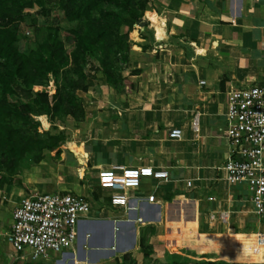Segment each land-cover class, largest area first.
Masks as SVG:
<instances>
[{
	"label": "crops",
	"instance_id": "1",
	"mask_svg": "<svg viewBox=\"0 0 264 264\" xmlns=\"http://www.w3.org/2000/svg\"><path fill=\"white\" fill-rule=\"evenodd\" d=\"M143 23L130 36V68L143 69L139 76L129 77L138 85L134 94L139 92V98L116 92V163L110 158L99 160L77 143L69 146L82 167L81 174L85 166V172H96L114 165H148L167 170L170 176L166 181L144 180L139 189L126 192L131 198L153 195L155 199L132 212L131 223L123 221L124 209L113 208L110 201L94 202L102 207L109 204L111 209L99 206V212L93 207L80 225L78 260L88 264H103L114 254L118 257L135 238L136 246L141 229L138 218L158 227L181 198L179 191L194 192L191 201L196 206L200 202L196 196L204 193V211L207 207L212 212H229L231 218L230 208L239 199L250 206L240 188L225 184L218 167L228 153L221 131L227 91L264 86V0H155L153 12L146 13ZM202 81L206 84L201 86ZM196 115L198 130L192 126ZM173 127L183 131L181 140L169 139L168 130ZM69 192L90 201L83 192ZM210 196L216 201L207 202ZM230 224L229 220L221 225ZM48 261L56 264L57 260Z\"/></svg>",
	"mask_w": 264,
	"mask_h": 264
},
{
	"label": "rangeland",
	"instance_id": "2",
	"mask_svg": "<svg viewBox=\"0 0 264 264\" xmlns=\"http://www.w3.org/2000/svg\"><path fill=\"white\" fill-rule=\"evenodd\" d=\"M132 1L148 3L144 16L148 11L153 12L155 0ZM81 6L83 11L87 7L94 8L92 21L106 29L110 45L119 42L122 34L129 32L130 37L144 21L143 17L128 31V27L122 24V20L127 16L118 15L114 6L100 0H83ZM6 9L9 20L20 25L16 46L22 53L30 55L36 52L38 45L44 43L49 35L56 31L69 57L75 51V37L65 32L77 29L80 24L68 20L61 0H10ZM130 42L131 53L133 43ZM123 46H126L125 42ZM109 57L115 73L117 68L120 80L132 71L129 63L123 67L120 54H116V47H113ZM101 59L100 52L93 56L80 53L77 63L71 60L65 69L67 81L76 78L74 73L79 70L92 76L87 82L89 93H76L77 101L86 113L84 119L76 121L63 115L53 118L44 116L48 124L43 126L40 116H32V124L38 126L33 128L16 121L4 108L0 123L20 133L21 149L14 155L7 150H0V178L8 180V185L0 191V200L4 202L0 204V264H52V261L47 260H17L6 240L12 209L16 202L24 197L76 190L90 198V203L99 212L100 208L111 209L109 204L104 207L100 205L104 200L109 201L112 191L107 183L98 180L99 170H87L81 174L79 170L82 167L69 146L77 143L83 146L86 152L96 154L99 160L110 158L112 164L116 163V90L107 84L101 74L91 71V65L102 66ZM33 91H46L49 95H54V78L49 75L48 80H39L33 86ZM130 94L131 98H139V92ZM23 103L24 101L15 95L4 98L0 89V106ZM50 137L61 140L63 145L48 150L47 140ZM23 184L25 189L22 188ZM178 193L181 198L176 201L172 210L165 213L161 225L157 227L152 223H144V219L137 220L141 229L136 246L133 249L131 245L128 246L124 252H118V257L114 254L108 260H103V264H264V219L255 216L250 206H244L239 199L230 208L233 214L231 224L222 226L219 221L211 222L208 216L212 212L210 208L206 207L207 211H204V205L207 204L203 201L204 193L200 197L196 196L201 202L197 201V206L191 201V194L194 192ZM93 196L96 201H93ZM97 201L100 203L96 206L94 202Z\"/></svg>",
	"mask_w": 264,
	"mask_h": 264
},
{
	"label": "built area",
	"instance_id": "3",
	"mask_svg": "<svg viewBox=\"0 0 264 264\" xmlns=\"http://www.w3.org/2000/svg\"><path fill=\"white\" fill-rule=\"evenodd\" d=\"M205 84L200 82L201 86ZM226 96L225 129L221 131L228 153L218 171L228 187L240 188L245 193L254 215L264 219V86L231 88ZM192 126L198 130V115L194 116ZM182 136L183 131L178 127L168 130L170 140H181ZM169 176V171L148 165H114L98 172V179L112 191L110 205L126 212L125 223L133 221L132 212L138 211L144 201L155 202L153 195L131 198L126 192L139 189L144 179L166 181ZM191 186L189 182L188 187ZM215 201L216 197L207 198V202ZM92 210L90 201L69 191L24 197L12 211L6 240L21 262L54 258L56 264H88L78 260L77 245L80 225ZM230 218L229 212L209 215L211 221L221 224H228ZM118 231L115 227V232Z\"/></svg>",
	"mask_w": 264,
	"mask_h": 264
},
{
	"label": "trees",
	"instance_id": "4",
	"mask_svg": "<svg viewBox=\"0 0 264 264\" xmlns=\"http://www.w3.org/2000/svg\"><path fill=\"white\" fill-rule=\"evenodd\" d=\"M9 1L0 0V89L4 98L15 95L23 100L24 103L21 105L5 104V107L0 106V119L3 118L4 108L8 110V113L16 121L24 125H30L33 128L38 126L32 124V116H40L43 126L48 124L44 116L53 118L54 116L63 115L76 121L84 119L86 113L83 106L78 103L76 93L89 92L87 82L92 76L79 70L74 73L76 78L67 81L65 77V69L71 60L75 64L77 63L80 53L86 56H93L98 52L102 54V66L91 65V71L101 74L107 84L112 85L118 94L125 95L138 90V85L130 81L129 77L139 76L142 71L132 70L127 75L122 76V80H120L117 68L115 73L109 57L113 47H116V54H120L123 67L128 65L132 46L129 32L122 34L119 42L110 45L107 40L108 33L106 29L103 26L95 25L92 21L94 8L87 7L86 10H81L83 0H61L68 20L80 24L77 29L65 32L67 35L75 37L76 48L70 57L65 51L63 42L59 39L57 31L54 34H50L44 43L39 44L36 52L30 55L22 53L16 46L20 25L9 20L6 14ZM100 1L114 6L118 10V15L127 16V18L122 20V24L128 27V31H131L133 26L144 17L148 4L143 1L135 3L132 0ZM124 42L126 46H123ZM49 75L54 78L56 93L54 95H49L46 91L34 93L33 86L39 80H48ZM20 138L19 132L11 127H4L0 123L1 151L7 150L13 155L17 154L21 149ZM56 139L55 137L48 138V150L59 148L63 145L61 140ZM39 142L43 141L39 140ZM6 185H8V180L0 178V191ZM22 188L25 189L24 184ZM3 203V200H0V204Z\"/></svg>",
	"mask_w": 264,
	"mask_h": 264
},
{
	"label": "water",
	"instance_id": "5",
	"mask_svg": "<svg viewBox=\"0 0 264 264\" xmlns=\"http://www.w3.org/2000/svg\"><path fill=\"white\" fill-rule=\"evenodd\" d=\"M136 239V238H135ZM134 239V241H133V244H131V248L133 249L134 247H135V242H136V240ZM113 240L110 242V246H113ZM125 250H122V252H124Z\"/></svg>",
	"mask_w": 264,
	"mask_h": 264
},
{
	"label": "bare ground",
	"instance_id": "6",
	"mask_svg": "<svg viewBox=\"0 0 264 264\" xmlns=\"http://www.w3.org/2000/svg\"><path fill=\"white\" fill-rule=\"evenodd\" d=\"M78 154H79V156H80V153L78 152ZM82 156V155H81ZM84 171H85V169H84ZM83 174H84V172H83Z\"/></svg>",
	"mask_w": 264,
	"mask_h": 264
}]
</instances>
